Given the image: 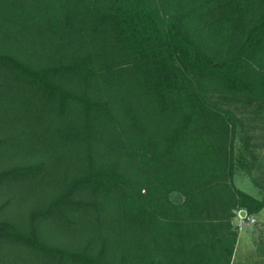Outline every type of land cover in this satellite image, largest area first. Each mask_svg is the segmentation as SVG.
<instances>
[{
  "label": "trees",
  "instance_id": "obj_1",
  "mask_svg": "<svg viewBox=\"0 0 264 264\" xmlns=\"http://www.w3.org/2000/svg\"><path fill=\"white\" fill-rule=\"evenodd\" d=\"M216 95L264 106V0H0V264H232Z\"/></svg>",
  "mask_w": 264,
  "mask_h": 264
},
{
  "label": "rangeland",
  "instance_id": "obj_2",
  "mask_svg": "<svg viewBox=\"0 0 264 264\" xmlns=\"http://www.w3.org/2000/svg\"><path fill=\"white\" fill-rule=\"evenodd\" d=\"M213 100L232 109L241 120L238 125L237 152L244 156L245 166L239 167L235 174L236 185L258 198H263L264 106L256 107L254 104L225 95H216ZM246 140L248 143L244 152L241 149L245 146ZM172 198L181 201L183 196L174 193ZM257 220L258 222L256 219L252 222L248 215L242 218L239 213L234 218V225L240 233L232 264H264V210Z\"/></svg>",
  "mask_w": 264,
  "mask_h": 264
},
{
  "label": "water",
  "instance_id": "obj_3",
  "mask_svg": "<svg viewBox=\"0 0 264 264\" xmlns=\"http://www.w3.org/2000/svg\"><path fill=\"white\" fill-rule=\"evenodd\" d=\"M239 215H240L242 218H246L247 215H248V212H247L246 209H241V210L239 211Z\"/></svg>",
  "mask_w": 264,
  "mask_h": 264
},
{
  "label": "crops",
  "instance_id": "obj_4",
  "mask_svg": "<svg viewBox=\"0 0 264 264\" xmlns=\"http://www.w3.org/2000/svg\"><path fill=\"white\" fill-rule=\"evenodd\" d=\"M251 194V193H250ZM252 195H254V194H252ZM255 196V195H254ZM257 197V196H256ZM264 209H262L260 212H258L257 214H255L254 215V217H255V219H256V222H258V220H257V217H259V214L260 213H262V211H263ZM249 227V226H248ZM240 233V232H239ZM238 238H239V236H238Z\"/></svg>",
  "mask_w": 264,
  "mask_h": 264
},
{
  "label": "built area",
  "instance_id": "obj_5",
  "mask_svg": "<svg viewBox=\"0 0 264 264\" xmlns=\"http://www.w3.org/2000/svg\"><path fill=\"white\" fill-rule=\"evenodd\" d=\"M248 219H250L252 222H254V221H255V218H254V217H252V216H251V217H249V216H248Z\"/></svg>",
  "mask_w": 264,
  "mask_h": 264
}]
</instances>
